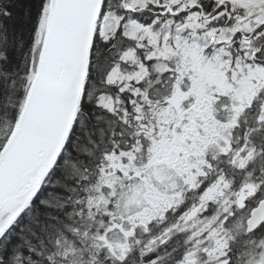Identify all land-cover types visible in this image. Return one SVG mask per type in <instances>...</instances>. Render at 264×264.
Listing matches in <instances>:
<instances>
[{"label": "snow or ice", "instance_id": "obj_1", "mask_svg": "<svg viewBox=\"0 0 264 264\" xmlns=\"http://www.w3.org/2000/svg\"><path fill=\"white\" fill-rule=\"evenodd\" d=\"M0 264H264V0H0Z\"/></svg>", "mask_w": 264, "mask_h": 264}]
</instances>
